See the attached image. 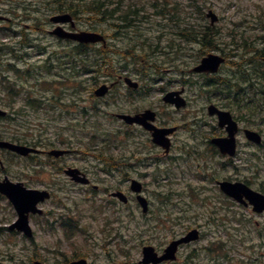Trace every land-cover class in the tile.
Wrapping results in <instances>:
<instances>
[{
    "label": "rangeland",
    "instance_id": "obj_1",
    "mask_svg": "<svg viewBox=\"0 0 264 264\" xmlns=\"http://www.w3.org/2000/svg\"><path fill=\"white\" fill-rule=\"evenodd\" d=\"M64 1L85 4L88 0H0V12L9 18V21H3L6 23L0 22V69L5 70L3 67L6 62H14L12 64L17 65L22 71H18L15 77H18L16 75L25 77L23 73L31 68L33 77L41 83L39 87L36 85L37 94L46 96L47 101L35 109L31 104L26 103V93L29 90L23 89L16 103L17 106L26 108L25 111L31 119L11 120L9 117L8 120H0V133L3 132L7 136L17 135L20 138L41 137L40 141L35 140L42 149H73L71 153L60 158L46 155L22 158L0 150V159L5 163L4 167L0 165V178L7 176L14 181H22L32 188L48 186L55 179L54 189L64 186L67 190L61 194L66 193L69 196L67 198L61 195L59 202L67 205L68 208H73L81 216L75 212L67 213L64 219L73 226V236H70L75 239L68 240L69 236L63 235L57 224L55 233L49 235L50 239L42 241L38 249H34V246L28 248L33 256L36 257L37 251L56 264H65L62 255H58L59 251L67 255L74 253V256H82L93 247L96 252L102 250L99 247L100 242L106 243L107 237L100 232L103 229L105 214L95 212L98 218L94 221L89 217V209L91 207L101 209L105 203L101 198L106 197L102 195L94 197L83 191L70 190L71 183L58 169L55 177L46 171L40 172L39 176L34 177L38 185L29 183L27 179L34 182L32 176L36 175L33 171L35 164L44 161L50 165L55 162L56 165L70 164L89 170L90 175L101 186L102 192L110 188L111 191L119 189L136 193L130 189V182L126 181L125 176L121 175L123 172L118 173L113 167L112 159L122 160L123 156L120 153H124L122 148L118 151L113 146L121 144L122 136L123 145L131 142V138L128 139L126 133H120L119 128L123 129V127H120L111 115L114 111L113 105L120 98L121 108L136 111L151 107L156 111L160 103L157 98L163 95V90L159 87H173L168 91L176 92L177 89L174 88L176 86L179 94H175L174 97L190 95L194 98V105L187 103L184 109H187L185 112L198 110L197 122L200 123L194 125L197 139H200L203 133L207 134L205 132L210 128L207 122L211 125V137L217 135L221 129L217 124V117L210 115L208 111L212 103L226 109L231 108L236 114H242L246 118L243 123L248 126L251 122L264 137V104H257L248 110L241 108L239 104L246 92L256 94L261 100L264 98V80H262L264 54L261 52L264 48V0H130L138 5L140 17L135 26L124 28L122 34L117 33L120 30L119 15L103 22L99 18H89L90 16L87 15L83 18H75L76 27L73 29L99 31L107 37L106 55L100 47L103 45L97 44L91 48V56L75 54L77 43L52 33L58 26L51 21V17L56 14L52 7ZM103 1L106 4H119L120 0ZM177 2L179 4H176ZM175 7L177 9H174ZM207 12L218 16L215 24H211L212 19L208 14L206 15ZM65 26L71 29L70 25ZM208 26L211 27V34H208V37L214 38L215 41L212 43L216 44L211 48H206L200 41L194 39L196 35L198 37L197 32L208 31ZM22 31L26 32L27 40L31 38L39 47H32L28 49V55L22 53L19 57H14L10 50L2 52V44L14 46L22 40V36L16 34ZM52 52L54 54H51ZM65 52L68 54H64ZM210 52L225 54L230 58V61L221 67L219 75H216L218 77L216 81H211V87H203L209 88L211 93L199 88L202 84H206L208 79L206 74L197 77L200 83H188L186 79V76L191 79L190 75L194 73L192 69ZM93 56L98 62L101 61V64L103 56L109 58L111 63L108 65L111 68L106 72L105 68L108 65L105 64L106 66L102 65L99 72L94 69L87 73L82 71L85 63L81 62V58L94 62ZM51 57L57 62V69L54 72H49L45 66ZM71 59L77 63L75 69L69 68ZM26 60L30 64L27 65ZM232 60L242 65L237 66ZM63 65L67 66L66 70L63 69ZM80 68L79 74L77 70ZM6 69L8 70L7 67ZM245 72H251V76L247 78ZM167 73H172L168 76L170 79L180 74V78L183 77L185 81L168 83ZM10 74L14 76L13 72ZM126 76L143 86L133 89L126 84L127 87L124 80ZM34 78L29 82L28 79L21 78V80L30 86L28 88H32L31 84L35 83ZM219 78L226 79L227 82H222ZM111 83L118 85V88H114V91L100 98L95 94L97 88ZM248 83L263 87L260 89L258 86H249ZM182 87H185L184 93ZM189 87H194L196 92ZM145 88H148L149 94L144 93ZM31 92H34L33 88ZM106 93L107 89L104 94ZM124 94L132 97L133 105L123 99ZM143 97L147 98V101L138 102ZM136 102L140 105L136 106L138 104ZM6 106L2 107L8 110ZM8 107L13 112L12 106ZM245 113H253V116H245ZM17 115L19 116L20 113ZM174 115V112L168 113L167 117ZM26 117V115L21 116V118ZM47 124L49 129L45 131L43 128ZM58 136L72 142L73 147L56 142ZM179 136L182 139L186 135L182 131ZM243 139L246 142V138ZM50 142L55 146L48 145ZM145 143L150 144L151 151L155 152L154 142ZM250 145L244 144L243 154L241 152L236 154L234 161H229L222 154H217V150H212L211 178L210 167L206 163L198 162L197 159L184 163L183 152L176 147L170 152L171 155L168 156L170 158L167 160H165L167 157L160 153L159 157L163 160L152 165L148 170L153 173V177L158 176L156 181L145 179L141 175L136 176L143 185L142 194L152 203L151 211L147 216H143L142 211L135 208L137 220L146 223L136 221L129 227L121 228L127 236L129 245L124 246L121 243L118 248L114 246L113 250L118 254L119 263L142 264L145 246L153 245L156 249L165 250L172 240L185 232L184 226L198 224L200 238L187 245L184 244L179 249L175 264H264V214L257 215L252 210L236 206L235 200L225 195L217 184L218 180L225 178L235 179L240 176L239 178L246 179V176L254 182L255 187L264 189V145ZM187 150L190 148L188 147ZM204 153L201 150L200 159L205 157ZM98 156H101V159H97ZM243 156L249 159L257 157L259 170L253 169L248 173L249 168L243 166L245 164ZM124 162H128L127 159ZM199 164L206 166L199 167ZM135 167L134 163L132 171ZM25 171L27 173H24ZM142 171L143 169L141 173ZM255 173L258 175H252ZM200 174L206 176L202 177ZM132 185L136 183L131 184V188ZM55 208L57 212L66 211L65 208ZM17 217L13 204L0 194V261L8 262L11 254L19 251L23 255L28 253L24 251L26 248L21 249L22 246L18 244L19 238L10 235L7 229ZM123 220L126 221V218L124 217ZM90 225L95 228L90 230L88 228ZM89 234L96 235L98 244H93L87 239ZM163 262L174 264L170 259ZM147 264H152V261Z\"/></svg>",
    "mask_w": 264,
    "mask_h": 264
},
{
    "label": "flooded vegetation",
    "instance_id": "obj_2",
    "mask_svg": "<svg viewBox=\"0 0 264 264\" xmlns=\"http://www.w3.org/2000/svg\"><path fill=\"white\" fill-rule=\"evenodd\" d=\"M223 56H225V58H226L224 64H226L228 61H230L229 56H227L225 54H223ZM241 58L242 57H240V59ZM232 61H234L233 63H235V64L237 63V66L242 65V63H239L236 60H232ZM220 72H221V69H220ZM172 82L173 81H170V83H172ZM250 85L252 86V83ZM142 86L143 85L142 84L140 85V83H139L138 88L142 87ZM116 87L118 88V85H115V83H111V85H108V92L106 95H108L109 93L114 91V88H116ZM163 87L164 86L159 87V88H162L163 95H162V97L160 96L157 98L160 101L158 109H156L153 119H151V121L149 120L148 122L153 127H156V128H163V129L171 128V127L176 128L175 131L169 135L171 145H170L168 151H167V148L163 147L162 145H158V144L153 143V146H154L153 148H155L154 149L155 152H152L151 151V149H152L151 145L145 143L146 141L147 142H153L152 132L142 124H139V123L127 124L126 122H124L123 120H121L117 117L118 115H123V114H129V115H133V116L142 115V114L146 113L149 109H151V107L145 108L143 110L139 109L136 111H133L132 109L127 110V109L121 108V103H119L121 98L119 99V101L117 103H115L113 105L114 111L112 112L111 115H113V117L115 119H117V122L120 125V127H123V129L119 128L120 133H126V135H128V139L131 138V142L129 144L123 145L124 137L122 136L120 138L121 144L113 146L114 148L118 149V151H121V148L124 151V153L123 152L120 153V155L123 156L122 160H117L116 157H115L116 160L112 159V161H114L113 167L116 169V172H118V173L123 172V173H121V175L125 176L126 181L128 180L130 182V189L131 190H132L131 184L133 183V181L136 180V181L140 182L139 180L136 179L137 178L136 176H138V175H141L145 179L148 178L152 181H156L158 176L153 177V173L148 172V170L151 169L152 165L158 164L163 160L162 158L159 157L160 153H162L165 157H167L165 159V160H167L168 158H170V157H168L171 155L170 152H172L175 147L183 152L182 161L184 163H187L193 159H197L198 162L206 163L207 166L210 167V174L209 175L211 178V151L217 150V147H215L213 145L211 138L221 137V136L227 135L226 128H221L220 131L218 132V134H220V135L217 134V135H213L211 137V125L209 124V122H207L208 126L210 127L205 132L207 134L203 133L202 137L200 139H197L198 135L195 134V126H197V124L200 123V122H197L198 121L197 117L199 116L198 110L192 109L190 112H185L187 109L177 108L175 105H172V103L170 101L166 100L164 96L168 93H174L175 91H172V90L168 91V90L172 89L173 87H167V86L164 88ZM138 88H136V89H138ZM174 88H176L178 90V88L176 86H174ZM182 89H183V87H182ZM177 90H176V92H177ZM144 93L149 94L148 88H145ZM124 95H125V97H123V99L129 101L131 103V105H133L132 97L128 94H124ZM175 98L176 97H174V96L172 97V99H175ZM186 98H187L188 104H190V99H188L189 97L186 96ZM259 100L260 99L258 97H256L254 102H257ZM142 101H147V98L143 97L138 102H142ZM138 102H136V103H138ZM139 105H140V103H138L136 106H139ZM167 106H169V108H167ZM220 107H222V106H220ZM229 110L232 112L233 118L237 122V129H236L235 136H236V143H237V147H238V153L241 152V154H243L242 148H243L244 144L246 146H251L250 144H252V145L254 144L253 142L248 141V140H246V142L243 141L244 140L243 138H245L244 130L246 128H249V129L255 130L257 132H259V131L253 127V124L251 122L248 126H246L243 123L246 118L242 114H236L234 112V110L231 108ZM106 112L108 113V110ZM172 112H174L175 115L172 117H167L168 113L171 114ZM109 113H111V112H109ZM245 116L252 117L253 113H250V114L245 113ZM252 121L255 122L256 120L252 119ZM182 131H184L186 136L184 138L180 139L179 135ZM143 134H145V135H143ZM192 141H194V142H192ZM63 144L67 145L66 142ZM48 145L55 146L51 142ZM188 147L190 148V150H187ZM201 150H203L205 152L204 153L205 157H203L202 159H200ZM126 152L128 154H126ZM254 153L257 154L258 152H254ZM39 155L50 156L49 154H47V149H45V148H43V152L41 154H37L35 156H39ZM226 158L229 161H234V159H233L234 157L233 158L232 157H226ZM97 159H101V157H98ZM126 159L128 162H124ZM134 163H135L136 167L132 171ZM46 164L47 163H45L44 161L35 164L33 166V171L36 172V175L32 176V179L34 180V182L30 181L29 179H27V181L29 183L32 182L35 185L36 184L38 185L39 183L37 180L34 179V177L39 176L40 172L46 171L47 173H50L53 177H55V175L57 174L56 169H58L59 172L64 173L66 168L76 167V166H73L70 164H68V165H61V164L56 165L55 162L51 163L50 165L47 164V166H45ZM124 164H126V165H124ZM205 166L203 164H199V167H205ZM243 166L248 167L249 168V169H247L249 171L248 173H251L253 169L259 170L257 167V166H260L259 160L257 157L251 158V159L245 158V164H243ZM26 169H29V168L26 167ZM142 169H143V171L141 173ZM237 171H239V169ZM80 172L83 174H86V177H88V183L84 184V183L76 182L71 177L66 176L67 181L71 183L70 190L74 189V190H78V191H83V192H86L90 195H93L94 197H97L100 195L106 197V198H101L103 201H105V203L103 204L101 209H97L94 207H91L89 209L90 210L89 211V217L93 218L94 221H96V219L98 218V216L95 214V212H100V213L105 214V217H104L103 223H102L103 229H101L102 231H100V232L107 235L106 240H105L106 243L103 244L102 242H100L101 246H99V247L102 250L98 251V252H96L95 248L93 247V248H91V250L89 252H87L86 254L84 253L82 256H74V253L72 255H67V254H63L60 251L58 252V255H62L63 262L65 261V264H70L71 262H74V261H79L82 264H122V263H119V261H118V254H116L115 250H113L114 246H117V248H118L119 245L121 246V243H123L124 246L129 245V241L127 240V236L125 233H123L121 228L122 227H129L132 222H136V221H138V223H146L143 220H137V217L135 214V208L138 210H141L143 216H147L149 214L148 212L151 211L152 203L150 202L149 199H147L148 197L146 198L143 194H141L143 197H145L147 199L148 205H150V207H149L150 210L147 213H145V212H143L142 204L138 199V197L140 195L139 193H132L129 190L117 189V191H121L124 194L123 197L125 198V200H121V198H119V196L114 195V191L113 190L111 191L110 188H106L105 192H102L101 186L98 185L97 182L95 181V179L90 175L89 170L80 169ZM24 173H27V171H25ZM200 175L202 177L206 176V174H200ZM252 175H258V174L255 173ZM239 177H236L235 179L225 178V180L227 179V180L232 181V182L241 181L244 184H246L247 186H249L250 188H252L253 190L264 193V189H262V188L260 189V188L255 187L254 182L250 178H247L245 176L246 179H241ZM22 178H24L23 175H22ZM118 180H119V178H118ZM55 183L56 182L54 179L52 184H49L48 186L43 185V186L38 187V189L48 190L50 192V198L43 201V203L40 204V206L43 209L42 213H35V214L31 213V214H29V220H30L31 226L33 228V236L28 237L23 232L22 233L18 232L16 229L10 231L9 225L12 222L8 225L7 229L9 230V234L12 236L13 235L17 236L19 238L18 244L23 247V248L21 247L22 250L26 248V250H24V251H25V253L28 252L27 253L28 256L20 254V251L14 253V254H11V257L8 259L9 263H15V264H40V263L41 264H56V263L50 262L49 257L41 256V254H39V252H37V251L35 252L36 257L33 256V254H31L28 251V248L31 246H34V249H38L40 247L42 241H44L45 239H50L49 235H51L52 233H55V231H56L55 228L57 227V224H58V229L61 230L63 235L69 236L68 240L75 239L74 237L70 236V235L73 236V234H72L73 233V229H72L73 226L71 224H69V222H67V220H64V219L68 215L67 213L73 214L75 212L78 215H79V213L77 211H75L73 208H68L67 205L59 202L61 200L60 199L61 195H65L67 198L69 196L66 193L61 194L62 192L67 190V188L64 186H58L56 189H54ZM141 185H142V183H141ZM56 191H58V192H56ZM184 194H186V193H184ZM243 198L245 200V203H239V202L235 201L234 204L236 206L241 207V208L245 207L248 210L253 211L252 206L249 205L248 199L246 197H243ZM55 207H60L63 209L65 208L66 211L57 212V209ZM60 210H62V209H60ZM124 217L126 218V221L123 220ZM124 222H125V224H124ZM184 227H186L185 232L183 234H181L180 236L185 235L186 233H188L189 231H191L195 228H197V229L199 228L198 224L197 225H195V224L191 225L190 224V225H186ZM88 228L90 230H92V228H95V227L90 225V226H88ZM132 235H133V233H132ZM44 236H46V238ZM87 239L89 241H92L93 244H98V242H99L97 240L98 238L96 237V235H90L89 234V237H87ZM56 241L57 240H55V242ZM59 241H61V240H59ZM131 243H132V239H131ZM182 246L183 245L180 246V249ZM155 250L157 251L158 254H162L164 252V250L156 249V247H155ZM54 259H56V256ZM177 259H178V257H177ZM177 259H176V261H177ZM176 261H174L173 263L174 264L177 263ZM154 264H158V263H154ZM160 264H166V262H163Z\"/></svg>",
    "mask_w": 264,
    "mask_h": 264
},
{
    "label": "water",
    "instance_id": "obj_3",
    "mask_svg": "<svg viewBox=\"0 0 264 264\" xmlns=\"http://www.w3.org/2000/svg\"><path fill=\"white\" fill-rule=\"evenodd\" d=\"M209 16L212 18V23H214L218 19V17L213 13H210ZM2 19H5V17L0 14V20ZM52 20L54 22H67V21H71L72 17L69 14L56 15L52 17ZM53 32L61 37L72 38L80 42H86V43L97 42L103 39L101 35L91 31L68 32L65 31L63 28L58 27ZM223 61H224L223 57L210 53L208 56L202 59L201 64L197 66L195 70L199 72L201 71L216 72ZM126 80L130 82V79H126ZM106 89L107 88L105 86L99 88L96 92L97 95H103ZM210 110L212 114L218 113L220 125L221 126L228 125L227 128L229 131L228 137L214 138L213 143H215L220 148L223 154L229 153L230 155H234L236 151L235 132L237 129L235 121H233L230 113L227 111L219 110L215 106H211ZM4 114L5 112L0 109V115H4ZM149 115H151L150 112H148V114H145L144 118L136 119L126 115L123 117L126 118L128 121H134L136 119V121L143 122L146 124V118ZM247 135L252 140L258 142L260 141L259 135L253 131H247ZM154 140L162 145H168V142L166 141L167 139L164 137V132L161 131L154 132ZM0 147L8 148L22 155H28L31 152L37 151L36 149L32 147H28L26 145H20L4 140H0ZM51 153L59 155L63 153V151H52ZM76 172L77 170L75 169H71L67 171V173L71 175L72 174L76 175ZM11 185L17 187H11ZM220 186L225 193L234 197L237 200H242L243 196L249 198L251 203L254 204L255 211L257 212L264 211V195L252 191L242 183L221 181ZM133 188L138 191L140 190L137 184L133 185ZM0 191H2L3 193H7L9 195L12 202L15 204L17 210L20 213V220L16 225H18L20 228L24 229L25 231H28L29 230L28 221H27V217L25 216V213L30 210H34L37 202L45 198V194L37 195V191H25L20 187V185L12 184L9 181L0 182ZM139 199L145 204V200L142 197H139ZM145 209H146V205H145ZM198 238H199V232L197 230L191 231L185 237L173 241L166 248L165 254L161 257H157V255L154 253L153 247H145L144 249L145 257L143 262L147 264L151 260L157 263L164 259H175L177 248L181 243L196 240ZM0 264H4V263L0 262ZM72 264H82V263L74 262Z\"/></svg>",
    "mask_w": 264,
    "mask_h": 264
},
{
    "label": "trees",
    "instance_id": "obj_4",
    "mask_svg": "<svg viewBox=\"0 0 264 264\" xmlns=\"http://www.w3.org/2000/svg\"><path fill=\"white\" fill-rule=\"evenodd\" d=\"M85 1V0H84ZM113 1V0H111ZM130 2V0H120L119 4H106L103 0H88L85 1V4H80V2L75 3V2H67L64 1L60 4H54V6L52 7V10L56 13H69L70 15H72L74 18H83L85 17V15L90 16L89 18H93V19H97L99 18V20L101 22L103 21H107L110 19H114L117 15L118 19L120 20V30L119 32L122 33L124 32V28L127 27H131L134 24H136V22L138 21L137 19L140 17V13H139V8L137 7V4H133V2ZM176 4H179V2H177ZM174 9H177V7H175ZM84 14V16H82ZM86 16V17H87ZM5 23V22H3ZM208 31H204L201 30L198 33V37L197 35L195 36L194 39L200 41L201 44H203L206 48H211L212 45H214L212 42L215 41V39L213 38H209L208 34H211V27L208 26ZM17 36L21 35L22 36V40H20L18 43H15L14 46H9L7 44H2L1 46V51L4 53L6 52V50H10L11 54L14 57H19L22 56L21 54L23 53V55H28V49L30 48H36L39 47L31 38L29 40H27V34L25 31L22 32H17L16 33ZM71 41V40H70ZM74 42V41H71ZM96 44H92V43H79L77 46H75V54L81 55V54H85L88 56H91L92 52H91V48H93V46ZM102 50L104 51V54L106 55V47H102ZM74 53V52H73ZM88 53V54H87ZM11 54H9L11 56ZM51 54H54V52H52ZM64 54H68L67 52H65ZM6 56V55H5ZM68 56V55H67ZM88 58V57H87ZM93 58H95L93 56ZM109 58L103 56V62L101 64V61L98 62V60L95 58L94 62H90L89 60H85L84 58H81V62L85 63L83 65L82 71H84L85 73L87 72H92L93 69L97 72L101 71L102 69V65L104 66L105 64L108 65V63H111V60H108ZM27 61V65L30 64V62ZM71 64H69V68L70 69H75L76 67V62L74 59H71L69 61ZM14 62H6L4 64V69L6 70V67L12 71L14 73V77L12 78V75L9 74V72H6L5 70L2 71V69H0V106H12L13 110H15L14 112L19 114H23L26 115V119H31V116L28 114L27 111H25L26 108L17 106V98L19 97V95H22V90L23 89H28L29 91L26 93V103L31 104V106H33V108L37 109L39 106H41L43 103H46V96L43 95H39L37 94L38 91L36 90V85L39 87V85H41V83H39V81L33 77V74L31 72V68H28L26 71V73L24 72L23 74L25 75V77H21V75H16L18 77H15V74L18 73V71L22 72L21 70H19L17 68V65L12 64ZM2 65V62H1ZM81 65V64H80ZM105 65V66H106ZM45 66H47V70L49 72H54L56 71V67H57V62L56 60H54L52 57L45 63ZM111 67L108 65L107 68H105V71L107 72L108 69H110ZM63 69H67V66L63 65ZM104 71V73H105ZM77 72L80 74L81 72V68L80 70L78 69ZM248 75H251L250 73ZM21 78L23 79H28L27 82H29L31 79H35V83L31 84L33 91L31 92L32 88H28L30 87L29 85L25 84V81H22ZM263 86H261L262 88ZM6 93H9L8 95H6ZM11 95V96H10ZM17 107V108H16ZM0 120H6L5 117H0ZM45 131H47L49 129V124H47L46 126H44L43 128ZM2 138H12L13 140H17L19 142L25 143V144H29V145H36V141L35 139H38L39 137H35L33 136V138H20V136L17 135H11V136H7V134L5 133H0V139Z\"/></svg>",
    "mask_w": 264,
    "mask_h": 264
}]
</instances>
